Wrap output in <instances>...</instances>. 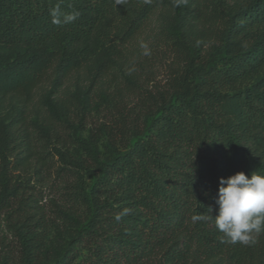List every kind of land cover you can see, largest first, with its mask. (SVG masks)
<instances>
[{"label": "trees", "instance_id": "trees-1", "mask_svg": "<svg viewBox=\"0 0 264 264\" xmlns=\"http://www.w3.org/2000/svg\"><path fill=\"white\" fill-rule=\"evenodd\" d=\"M166 4L0 0V43L30 46L0 57V97L32 99L51 75L62 81L82 69L114 30L122 44L134 40ZM170 31L166 82L141 96L138 111H119L116 125L104 127V145L74 129L88 157L72 165L87 178L71 185L72 204L56 209L69 242L53 264H264V233L232 244L214 220L220 178L264 175V0L206 11L177 5ZM18 134L0 126V214L10 211L26 232L22 264H44L56 248L44 247L43 197L13 182L35 155L27 131ZM200 215L206 219H193Z\"/></svg>", "mask_w": 264, "mask_h": 264}, {"label": "rangeland", "instance_id": "rangeland-1", "mask_svg": "<svg viewBox=\"0 0 264 264\" xmlns=\"http://www.w3.org/2000/svg\"><path fill=\"white\" fill-rule=\"evenodd\" d=\"M236 1L167 0L166 6L154 12L146 28L131 42L122 44L120 32L114 30L104 47L87 56L82 69L62 81L51 75L35 90L32 99L15 94L0 97V126L11 125L18 136L25 129L30 148L35 152L27 166L14 171L13 182L25 193L43 197L40 203L47 218L44 247L56 248L52 249L51 258H44V264H53L69 242L67 228L58 218L56 209L70 206L71 185L77 183L80 175L87 178L85 170L72 165L79 156L88 157L76 140L74 129L88 138L93 132L100 135L98 142L104 145V127L116 125L119 111L134 114L139 109L141 96L166 82L169 59L165 48L171 37L170 24L177 5L198 6L206 11L213 7L224 9ZM95 40L96 37L91 44ZM29 49L30 46L24 44L0 43V57L11 59ZM106 59H113L114 63L103 74L98 66ZM20 146L10 154L13 161ZM1 164L0 153V172ZM10 216V211L0 214V264H22L21 240L26 232L19 230L15 218Z\"/></svg>", "mask_w": 264, "mask_h": 264}, {"label": "clouds", "instance_id": "clouds-1", "mask_svg": "<svg viewBox=\"0 0 264 264\" xmlns=\"http://www.w3.org/2000/svg\"><path fill=\"white\" fill-rule=\"evenodd\" d=\"M71 21L74 16H68ZM218 214L215 226L232 244L248 245L254 242L253 234L264 233V175L253 172L249 178L238 172L228 178H220ZM205 220L204 215L193 217Z\"/></svg>", "mask_w": 264, "mask_h": 264}]
</instances>
